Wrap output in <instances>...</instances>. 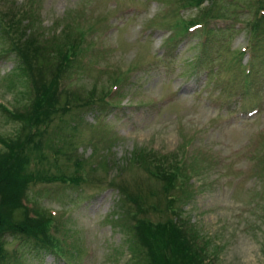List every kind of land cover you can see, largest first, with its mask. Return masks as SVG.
Returning a JSON list of instances; mask_svg holds the SVG:
<instances>
[{
  "label": "rangeland",
  "instance_id": "obj_1",
  "mask_svg": "<svg viewBox=\"0 0 264 264\" xmlns=\"http://www.w3.org/2000/svg\"><path fill=\"white\" fill-rule=\"evenodd\" d=\"M26 1L14 0V5ZM12 2L0 0L1 14L7 15ZM34 3L35 17L54 34L74 17L94 27L69 64L66 87L85 93L94 86L95 97L117 76L125 81L103 102L73 106L45 125L7 117L0 109V152L3 141L30 137L34 127L46 126L42 152L49 176L63 172L70 177L76 171L78 177L70 185L55 179L25 182L26 198L53 214L59 232L68 235L69 243L73 240L60 251L65 260L49 251L33 256L27 252L32 242L5 235L0 238L7 251L2 264L126 263L129 233L119 213L128 210L134 225L148 218L153 234L166 218L165 200L149 194L160 189L149 165L153 156L178 160L189 175L187 194L176 206L215 264H264V28L254 25L264 14L259 7L264 0H216L210 7L221 16L177 37L181 19L195 20L208 2ZM200 28L207 35L219 29L203 49ZM15 65L13 53L0 57V102L16 100L23 106L24 78ZM136 152L147 166L133 160ZM25 153L30 156L27 172L35 159L24 148Z\"/></svg>",
  "mask_w": 264,
  "mask_h": 264
},
{
  "label": "trees",
  "instance_id": "obj_2",
  "mask_svg": "<svg viewBox=\"0 0 264 264\" xmlns=\"http://www.w3.org/2000/svg\"><path fill=\"white\" fill-rule=\"evenodd\" d=\"M193 1L195 4H202L205 1L208 3L200 8L201 16L195 20L181 19V25H178L180 30L176 32V37L189 33L190 28H199L196 27L199 24L205 26L214 17L221 16L213 12L210 7V3L216 0ZM34 4V0H27L16 8L13 0L11 6L6 5L8 8L6 16L0 12V57L10 53L16 56L15 70L24 78L23 90L27 99L23 106L16 105L18 102L14 99L15 103L12 105L0 102V109L6 113L7 117L45 125V120L49 117L57 115L60 118L73 106L90 105L92 100H98V103L103 102V98L110 89L118 87L125 78L117 76L116 81L108 85L105 93L95 96L98 99L94 97L96 90L94 86L85 93L80 88L66 87L63 84V78L69 64L74 62L87 35L93 31L94 27L74 17L72 20L68 19L54 34L51 26H42L41 20L35 17ZM259 7L264 11V5ZM254 25L264 28V14L256 17ZM217 32L219 29L207 35L200 28V49L210 44L214 38L213 35ZM235 78L236 74L233 72L232 79ZM92 106L93 104L86 109ZM25 114H28V117L24 116ZM45 128L46 126L34 127L28 133L30 137L21 138L16 135L10 142L3 141V151L0 152V238L5 235H22L25 237L22 240L32 242L27 252L33 256L49 251L64 259L60 251L66 250L64 245L67 244L66 240L68 242V235L63 234L62 231L59 232L53 214L48 211L41 212L38 205L34 204L35 201L33 200V203L25 196L27 181L35 183L55 179L69 185L78 181L76 171L70 177L63 172L56 177L49 176L48 168L45 167L47 156L42 152L45 144L42 137L46 132ZM24 148L25 151L33 153L32 158L35 159L33 169L27 172L24 168L28 166L30 156L26 153L23 155ZM57 150L56 148L54 152ZM262 150L264 152V143ZM132 158L138 164L141 162L145 166L148 164L143 161L139 152H136ZM162 158L153 156L152 162H149L152 174L160 184L159 191L149 194L154 196L158 194L161 196L160 199L165 200V221L158 223L155 235L151 231L153 224L148 218L141 217L134 225V218L128 210H123L122 215L119 213L118 218L125 223L129 233V257L126 263L122 264H215L211 259L213 255L205 253L206 249L204 243L200 242V235L190 225L188 226V221L180 216L176 206L180 196L185 193V197L187 194L184 181L189 178V175L181 171L178 160L165 162ZM53 160L56 161L55 156ZM76 164L78 162H75ZM15 169L18 170L17 173ZM111 181L112 179L109 180ZM122 190L125 193V189ZM123 195L126 196V194ZM138 199L136 202H139ZM147 205L151 208L157 206L148 202ZM142 208H144L143 201L140 204V209ZM129 219L132 220V224ZM72 242H68V245ZM2 243L0 239V264L7 255V251L2 248ZM15 251L16 249H13V254H16ZM13 254L12 257L17 261L18 257ZM66 261L70 263L67 259Z\"/></svg>",
  "mask_w": 264,
  "mask_h": 264
}]
</instances>
